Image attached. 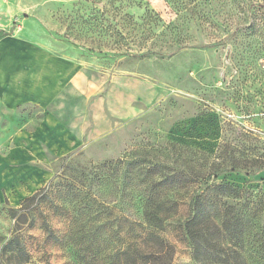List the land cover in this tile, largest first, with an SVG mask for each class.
I'll return each instance as SVG.
<instances>
[{
	"label": "rangeland",
	"instance_id": "rangeland-1",
	"mask_svg": "<svg viewBox=\"0 0 264 264\" xmlns=\"http://www.w3.org/2000/svg\"><path fill=\"white\" fill-rule=\"evenodd\" d=\"M3 35L107 74L93 100L100 121L94 136L124 127L126 137L123 151L102 160L84 147L52 153L33 145L43 118L38 107L0 105V237L18 231L28 264H77L43 229L47 217L61 236L65 220L36 206L18 211L77 160L103 162L177 140L212 155L219 167L238 160L242 166L221 171L217 183L249 190L248 211L257 202L264 207V0H0ZM187 211L182 206L177 219ZM24 213L27 221L16 223ZM168 240L172 264H196L179 227Z\"/></svg>",
	"mask_w": 264,
	"mask_h": 264
},
{
	"label": "trees",
	"instance_id": "trees-1",
	"mask_svg": "<svg viewBox=\"0 0 264 264\" xmlns=\"http://www.w3.org/2000/svg\"><path fill=\"white\" fill-rule=\"evenodd\" d=\"M212 157L175 140L103 162L77 160L62 165L18 211L36 206L65 220L61 236L48 215L43 229L70 248L77 264H172L168 235L175 227L187 237L196 264H264L263 202L248 211L249 190L217 183L221 171H236L241 163L231 159L219 167ZM184 205L187 215L177 219ZM27 218L24 213L16 223ZM29 262L18 231L0 237V264Z\"/></svg>",
	"mask_w": 264,
	"mask_h": 264
},
{
	"label": "crops",
	"instance_id": "crops-1",
	"mask_svg": "<svg viewBox=\"0 0 264 264\" xmlns=\"http://www.w3.org/2000/svg\"><path fill=\"white\" fill-rule=\"evenodd\" d=\"M108 81L107 74L20 35L0 38V105L38 107L43 118L33 132V145L43 144L49 152L65 155L84 147L102 160L124 150V127L94 136L100 121L94 119L93 100Z\"/></svg>",
	"mask_w": 264,
	"mask_h": 264
}]
</instances>
